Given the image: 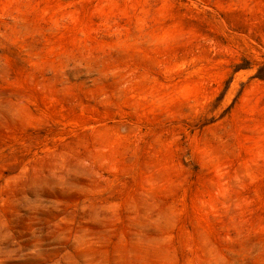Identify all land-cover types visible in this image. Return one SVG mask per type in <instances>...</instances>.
<instances>
[{"label":"rangeland","instance_id":"1","mask_svg":"<svg viewBox=\"0 0 264 264\" xmlns=\"http://www.w3.org/2000/svg\"><path fill=\"white\" fill-rule=\"evenodd\" d=\"M0 264H264V0H0Z\"/></svg>","mask_w":264,"mask_h":264}]
</instances>
